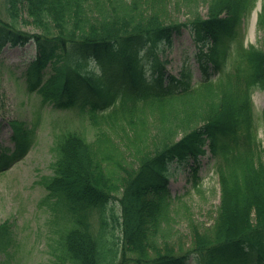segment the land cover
Here are the masks:
<instances>
[{"label": "trees", "instance_id": "1", "mask_svg": "<svg viewBox=\"0 0 264 264\" xmlns=\"http://www.w3.org/2000/svg\"><path fill=\"white\" fill-rule=\"evenodd\" d=\"M200 1L6 0L14 20L24 11L27 23L39 31L29 34L1 21L0 54L9 43L32 39L37 55L28 69L29 88L34 90L40 71L52 66L56 74L39 90L42 96L55 108H78L96 131L90 141L79 132L63 134L55 174L43 181L49 197L75 212L62 239L71 264L264 261L263 150L255 143L249 101L253 88L264 87V51L242 48L244 63L234 76L222 74L196 87L183 79L163 85L160 43L170 44L174 33L190 27L203 45L212 41L209 54L201 51L199 57L223 72L218 46L236 38L242 14L255 0H204L206 17L199 13ZM176 5L190 11L187 23L171 17ZM259 24L264 30V8ZM148 62L158 64L151 79L138 71ZM205 136L219 160L221 202L214 223L194 225L185 240L174 232L166 202L167 163L196 158L204 152ZM13 140L16 150L2 153V164L26 151L29 135L19 133ZM120 189L118 217L109 203ZM96 212L97 227L92 225ZM246 245L256 259L242 257Z\"/></svg>", "mask_w": 264, "mask_h": 264}, {"label": "rangeland", "instance_id": "2", "mask_svg": "<svg viewBox=\"0 0 264 264\" xmlns=\"http://www.w3.org/2000/svg\"><path fill=\"white\" fill-rule=\"evenodd\" d=\"M177 6L171 17L185 21L190 11L184 5ZM2 9L0 2V16L5 18ZM260 9L259 1L254 12L246 19L243 37L246 45L256 44L264 49V40L256 25ZM199 10L203 15L207 13L205 5H201ZM18 25L21 29L33 31V27L25 26L22 19ZM31 48L30 44L24 48H7L0 56V102L4 105L0 142L12 146V132L7 124L9 120H27L26 133L29 135L30 128L37 121L38 111L43 108L41 128L31 149L11 169L0 174V225L7 222L10 232L5 244L0 245V264H69L59 258L57 246L59 233L69 222L68 215L63 204H58L53 198L46 199L47 192L42 182L45 176L54 173V146L59 138L74 129H85L86 125L71 111H57L51 108L48 101H41L37 93L28 92L23 74L27 68L26 61L35 54ZM196 52L190 33L184 30L174 37L172 48L161 56L170 61L168 68L172 74L179 75L183 62L187 60L195 72V78H199L200 70L194 57ZM49 72L46 71L44 79L49 77ZM253 98L255 116L261 127L260 138L264 139V91L257 90ZM190 164L195 163L189 161L186 165L174 162L170 167V194L174 206L177 204L174 207L177 230L186 239L190 238L194 225L201 229L214 223L221 199L219 176L210 152L200 158L201 191L194 188ZM114 196L119 199L121 191H116ZM117 199L112 203L119 206Z\"/></svg>", "mask_w": 264, "mask_h": 264}]
</instances>
